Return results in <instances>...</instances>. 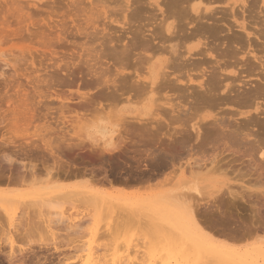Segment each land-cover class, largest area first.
Instances as JSON below:
<instances>
[{
  "label": "bare ground",
  "instance_id": "obj_1",
  "mask_svg": "<svg viewBox=\"0 0 264 264\" xmlns=\"http://www.w3.org/2000/svg\"><path fill=\"white\" fill-rule=\"evenodd\" d=\"M75 1L77 0H72L71 2ZM80 1L82 2L83 0ZM80 1L75 3L78 4ZM95 1L97 2L98 0L85 1V3H89L91 8L85 9L84 6V13L83 8H81V14H78L80 7L84 4L83 2V4H78V12L75 3L73 4H75L74 8L76 6V9L67 12L69 16L71 15V11L73 13L76 11L77 16L80 15L79 19H81V15L84 14V20H82V22L86 21V23H84L85 26L83 25L84 27H82L79 21L81 25L80 28L78 24L74 26L78 28V30H81L78 31V35L85 41L80 48H78L80 50H72L70 51V55L72 57L76 56L79 59L83 57L85 59H90L98 65L100 63L99 66L93 64L82 68V71L86 69L84 75L88 77V80L81 78L84 76L83 73H81L80 76L82 81H77L79 78L77 77V79H75V75L72 76V78L74 77L75 79L73 82L77 81V83H79L77 84L80 85L79 88L83 87L86 88V90L89 89V94H79L77 101H69L70 99L61 97L63 93H65L61 89V91L58 90L59 93H57L58 91L56 90V94L54 95L50 93V95H48L46 92V95H43V91H41L42 94L39 93L36 95L38 99L36 102L34 94L28 96L29 94L27 93L28 95L25 94L24 96H20L19 93H17L20 97H18V102L15 97V101L7 97L8 99L5 101V98V102L2 103L7 105V110H9L12 119L8 120L6 118L4 114L7 111L6 109L0 113V124L2 125L6 119L9 123V127H7L5 132H10L11 134L9 135L12 136L15 132L14 130L19 129L20 122L25 121L24 123H26V121H29L28 123L30 125L31 121L32 123L35 122V118L37 119L40 117L39 120H41L43 116H47V114L51 116L52 114L49 113L52 108L48 105L50 101L58 102V107L61 104L60 107H62V109L59 108L61 109L60 115H63V106L66 105L64 108L65 114V109L68 110L71 104H74L73 107L89 115H99L105 110H111L112 112L117 111L121 106L123 107L120 110L127 107L130 108V106L140 105L142 111L146 110L144 114L143 112L142 114L135 113L133 115L130 113L127 117L121 116L116 123H113V128L110 130L100 125L101 127L96 133L100 136V140L103 143H100L101 145L98 144L100 146L90 143V147L88 146L90 150L89 153L87 151V154L85 151L83 154H87L91 159H98L99 161L106 158V160H108L105 161L106 163H110L111 160H114L115 163H117L115 165L113 164L114 167L124 161L125 163H127L126 161H131L132 163L135 161L136 163L142 160L144 165L141 166V163L139 166L143 167V176L145 175L146 181H152L170 169L172 172L176 170L177 172H181L184 169L182 168L184 167L183 165H191V160L194 161L192 168L195 166V163L199 162L200 165L198 164L199 167L197 166V168L200 169L199 172H203L200 174L196 171L198 174H194V177H192L189 182L186 180L188 184L183 180L185 183L181 182L183 183L182 185H186L179 187V192H176V189H170L157 194L150 193L146 197V201L139 202L132 206L130 204L131 207L129 206V208L134 207L142 211L146 209L153 215L156 214L157 208L162 210H159L160 213H163L161 218H158V216L156 218L157 221L161 223H152L149 226V229H152L154 233L152 234L151 232L150 234H146L144 238V245L146 247L143 249L147 251L146 256H143L145 260L144 264H153V261L157 260L155 264H264V246L252 248V251H250L245 246L234 247L228 244V242L238 244L251 235H256L258 233L264 234V187L263 189H259V187H262V184L264 185V181L262 182L264 178V0H105V2H101L104 0H99L101 4L99 2L95 3ZM26 2L27 1H25V3ZM44 2L42 0H31L28 4L38 10L40 6L43 7L49 4L48 2L46 3V1ZM71 2L69 5H73ZM12 3L14 4L15 0ZM24 7L26 6L24 5ZM47 7L50 6L48 5ZM17 8L18 7H14V9L18 11L19 9ZM19 8V12H23L21 6ZM10 9L11 11L14 10L13 8ZM87 9H91L89 10L90 13ZM8 11L10 10L8 9ZM49 11L51 12V10ZM87 12L89 14L88 16ZM8 13L12 14L10 12ZM24 14L26 15L27 13ZM76 14L74 13L73 15ZM85 14L87 16L86 18ZM51 15L52 14H50V16ZM58 16L60 15H57V17ZM23 17H25L24 19H28L29 15H23ZM23 17L21 16V18ZM98 17H102L100 20L105 22L103 23L104 25L101 23L103 27L107 23L113 24L119 26L122 33L117 34L115 31L114 33H116V35L112 36V33L107 35L110 30L104 28L107 33L102 29L101 33L104 31L105 36L101 34V37L98 32L95 33H98V35H95L94 33L92 34V32L90 34V32L84 31L87 25L94 27L95 22H97L98 25ZM65 18L62 17L60 19L64 20ZM73 18L75 17L73 16L72 19ZM66 19H68V17ZM76 19H78V17ZM76 19L73 20L76 22ZM20 22H22V20ZM72 22L73 21H71V23ZM142 22H144V24ZM23 23L24 20L22 24ZM1 25L3 24H0V26ZM8 25L5 24L6 29L11 28ZM97 25H95L96 29ZM135 25L139 27L137 28ZM133 27L135 29H133ZM91 30H93V28ZM95 30L93 31L95 32ZM59 32H61V36H64L62 35L63 31L59 30ZM53 35L52 39L53 37H55V39L57 37L60 42L63 40H60L61 36L59 38V33L57 36ZM74 36H76V33ZM42 41L43 43H39L43 45L41 49L42 52L38 55L41 56L42 54V57L49 55L51 58L50 61L55 57L58 59L62 57L61 59H63V56L68 52L67 49L66 52L64 51L65 54L61 53V51L58 52L51 48V42L48 44L47 42L45 43L44 39ZM44 44L46 45L44 46ZM21 52L23 53L24 51ZM32 52L31 49L26 50V53L30 57H32ZM34 52L37 53L38 50L34 49ZM60 55L61 57L59 58ZM73 58L75 59V57ZM25 61L27 62L28 60ZM63 62L62 60L59 62L63 63L62 65L56 63L53 65L54 74L57 70V75L59 73V75L61 74L60 76H62V74L64 76L67 70L69 73V68L73 66L71 68V71H73L74 66H76L72 65L70 62L69 64L72 66L68 67V63H65V61ZM86 62L90 61L87 60ZM84 63L85 62H82V64ZM33 65L34 64H31L30 66L33 67ZM12 68L15 73H18L20 69L16 66H12ZM43 69L41 72L45 71V69L48 70L47 68ZM22 71L24 72V70ZM53 72L50 74L53 75ZM110 75L113 76L110 77ZM22 76L25 77V79L28 77L24 76V74ZM76 76L79 75L77 74ZM10 77L12 78V76ZM10 77L5 76L4 73L0 74V78L3 84H5V87L9 86L8 80ZM53 77L58 78L56 75ZM65 77V79H68V76ZM45 78L47 77L45 76ZM59 80L60 79L57 81L62 83V81L60 82ZM44 82L46 83V81ZM68 82L73 85L72 81L68 80ZM49 83L47 82V90H49V86H51ZM38 87L41 86L38 85ZM63 87H65V84ZM92 88L96 90V92H94L95 94H90ZM34 89L32 93L37 94V91ZM72 95L73 94H71V97ZM0 101H3L2 97ZM45 102H48V104ZM68 102L69 106L67 105ZM15 103L16 105L13 107ZM40 104L42 105L40 107H43L45 111L44 115H41L42 118L40 115L36 117L40 112L35 114V112H37L35 111V106H39ZM11 107L13 108L11 109ZM112 117L114 118L115 116ZM64 118L62 117V119ZM103 120L106 119L103 118ZM87 122L90 126L93 124L89 121ZM98 126L99 125H97V127ZM35 128L37 129L35 138L38 140L36 141L41 144L40 146L35 143L37 145H35V149H41V151L45 150L50 155L56 153L62 158L64 154H62L63 156L60 155V153H58L59 151H64L66 155V151L68 150V154H70L73 152L72 150L80 148V145L83 143H76L77 145H64L68 138L65 139L66 135H60V132H57L56 134L59 136H54L55 139L52 136L55 132L52 131V126L50 128V124ZM87 128L85 130H87ZM3 129H5L4 126ZM73 129L75 130L74 127ZM56 130L58 131L57 128ZM49 132H52V134ZM46 134H49L52 138ZM2 136L3 138L0 144V151H2L0 155V264H74L75 259L77 260H75L77 262L76 264H115V258L113 257L119 256L117 253L121 248H123V250L124 247L128 248L130 240L125 239L121 243L120 239L116 238V236L112 239L106 236L102 241L99 240L105 236H103V234L101 238L98 237L100 231H97L98 225L96 226L93 224L94 220L92 224L88 223V225L85 220V227V224L82 223L83 221L71 224H67L65 221L66 224L64 222L62 223L66 225H64V227H62L61 223H58V225L57 223H50L57 226L54 227L51 225V227L50 224L47 225L46 230L44 229L47 236L45 234L40 235L41 232L39 233L41 226H38H43V223H37L38 226L37 224L33 226L30 222L25 225L17 226H13L10 223L6 225L2 223L3 220L12 218V214L16 211L15 205L22 204V200L8 190L15 186L18 187L17 185L21 184L26 171V173H30V171L33 173L34 169L30 170V166L32 168L36 167L35 165L33 166L34 163L32 160H29L33 164L27 162L29 163V167L25 169L27 166L25 167L23 165L22 160H19L20 158H18V156L24 155L26 158L28 154V152H26L27 150H25V148L22 149L21 146V148L17 147V149L14 146L16 139L13 140V137H5L6 134L4 135V133ZM71 139L69 141L73 142L75 138ZM106 141L109 142L106 143ZM32 142L34 144V141ZM32 142L28 144L30 145L29 150L32 148ZM23 146L25 147V145ZM61 146H64V148ZM139 146L142 150H139ZM10 147H13L12 150ZM137 147L138 150L133 149ZM61 148L62 150H59ZM83 148L81 146V150ZM86 148L87 146H85V149ZM54 150H56V152H54ZM75 153L73 152V156L76 157ZM76 154L78 155V153ZM83 154L80 155L79 153L82 160L84 158L87 159V156ZM226 154H228L227 157L229 155L232 156V159H228V162H226V158V161L223 158L226 157ZM47 155L46 157L48 158ZM83 156L86 157L83 158ZM16 157L18 159H16ZM41 157L38 160H40ZM53 157L54 156H52V158ZM80 157H77L78 161ZM241 158H247V163H245L246 161L241 162ZM56 159L54 157V160L51 162V167L52 170H55L57 175H62L65 178L69 177L70 179L74 177L76 180L77 176L81 175V177L85 178V181L86 179L92 180L94 176H96L94 175L95 173L91 172L88 174L90 177H85L87 176L85 173L90 169H87V171L85 170L86 172L82 171V173H79L77 170L78 168H75V170L73 167L74 164L72 165L74 157L70 159L73 161L72 163L67 162L69 160L64 161L57 159L56 161ZM48 160L44 159L46 162ZM83 161H85V159ZM94 161L96 162L97 160ZM114 161H112V163H114ZM99 164L101 163L99 162ZM129 164L132 167V164ZM129 164H127V167H129ZM122 165H124V163ZM98 166L100 167L101 165ZM106 166L109 165L107 164ZM202 166L204 169H201ZM133 167L135 168V166ZM189 168L191 169V166ZM111 169L112 168H110V171ZM56 173L53 172L54 175ZM230 173L231 175L229 176L228 174ZM101 174L103 176V173ZM174 175L176 176V173H174ZM191 175L193 174L191 173ZM197 175L200 178H198ZM49 176L50 175H48V177ZM97 179L101 180V178ZM172 179L167 180L171 181ZM234 179L235 181L238 180L237 182H249L250 184L248 183V185L250 186L247 185L243 187L237 182L234 186L230 184ZM132 181L131 183H134V181ZM137 182L139 183L138 179ZM142 182V184H144V181ZM163 182L164 181L161 183L160 181L161 184H163ZM86 183L87 181L83 184ZM125 184L126 183H124V185ZM85 186L86 185H83V187ZM240 186L241 189H238V191L233 188H240ZM204 189L209 190L203 191ZM40 191L41 190H36V192H33L35 194L30 192L28 195L33 194L42 196L43 194H41ZM80 192H78V194H80ZM69 193L67 192V194ZM74 193L75 192H73V194ZM52 194L53 192H45L43 196L46 198H42L44 204L40 202L38 198H36L37 200L34 201V203L29 200V202H26H32L33 204L39 202L38 204L42 206L46 205L49 209L54 210L58 206L57 201L54 202L55 200L53 198L59 195V193H54L53 196ZM76 194L77 193L74 195ZM82 195H84V204L91 203L93 204L92 207H95L94 205L97 203L104 202L102 200L104 198L91 190L83 191ZM50 197L53 201L49 200ZM61 197L63 196H60V198ZM53 202L56 203V205ZM98 204L96 206H99ZM240 205H245V207H249L252 211L250 221H248L250 219L249 216L247 221H245V218L243 221L241 215L239 217L238 208ZM102 207L104 206L102 205ZM122 207L124 206L122 205ZM134 208H132V210H134ZM126 210H128V208H126ZM99 213L102 214V212ZM146 215L148 219L152 217L150 214ZM98 216H100V214ZM151 219L150 221L155 220L154 218ZM240 219L242 222L239 223ZM88 222H91V220ZM44 225L46 224L44 223ZM58 226H61L59 228L60 230L63 229L66 231L64 233L66 234L65 236L56 233L59 231L57 228ZM43 228L44 227H42V231ZM100 228L99 230L102 229ZM110 229L112 230V227ZM81 230H83V233L87 230V232L92 235L91 238L87 241H81V237L77 239ZM118 231L115 229V233ZM83 233L81 235H83ZM96 233H98V235H96ZM112 233L113 232H111V235ZM34 235L38 237L33 240H27V237H34ZM71 235L74 237L70 239L69 237ZM97 239L101 243H97ZM22 241L26 242L20 244ZM146 242L148 243L147 245ZM136 246L137 245H135L134 248ZM66 249L72 252L70 254H64V250ZM100 249L103 250V252L106 251V253L108 250L111 251V249H113L114 253L112 254V259H107L109 255H104L105 252L102 253V255L95 256V254H97L96 252L98 250L100 251ZM84 252L86 253L83 254ZM157 255H159L157 257L158 259L154 260L153 258H156ZM126 256L128 260L125 264H134V262L129 259L128 253ZM131 256L133 255H130V257ZM138 259H140V257Z\"/></svg>",
  "mask_w": 264,
  "mask_h": 264
},
{
  "label": "rangeland",
  "instance_id": "obj_2",
  "mask_svg": "<svg viewBox=\"0 0 264 264\" xmlns=\"http://www.w3.org/2000/svg\"><path fill=\"white\" fill-rule=\"evenodd\" d=\"M25 1H27L26 3H25ZM29 1H31V0H15V3L13 4L12 2H14V0H0V24H3V25H1L0 26V74L1 73H4L5 74V76H12V78L10 77V79L8 80V84H9V86H7V87H5L4 85L5 84H3V81H2V79L0 78V98L2 97L3 98V101H0V113L1 112H3V111H5V109L7 110L8 109V107H7V105H5L4 103H2V102H5L8 98L9 99H13L14 100V97H15V99H16V101L17 100H19L18 99V94L17 93H19V95L21 96V95H25V94H27L28 96H31L32 94H34V98H35V102L38 100L36 97V95H38L39 93H41V91H43L42 93H43V95L45 94V92H46V94H48V95H50V94H56L55 93V91L57 90H59V91H61V90H63L65 93H63V96H61V97H63V98H67V99H70L69 101H77L78 99V96H79V94H89V89L88 90H86V88H83V87H80L79 88V86L80 85H77V84H79V83H77V81H82V79L83 78H85V80H88L87 78V76L86 75H84L85 74V70L86 69H83V71H82V68H84L85 66H87V65H98V64H95V62H93V61H91L90 59H85L84 57L83 58H80L81 59V61H80V59L79 58H77L76 56H73V57H75V59L70 55V51H74V50H76L77 51V49L78 48H80V46L82 45V43H84V39L81 37L80 38V36L78 35V31L80 30H78V28H76V27H74V26H76V24H78V26H79V28H80V24H82V27H84L85 26V24L84 23H86V21H84V22H82V20H84V18H83V16H84V14H82L81 16V19H79L80 17V15H78L77 16V14H76V11L74 12L76 15H73L74 13L72 12V11H74L75 9H76V6H75V8H74V5L76 4L75 2H77V1H80V0H77V1H75V2H71V1H68V0H42L43 2L44 1H46V3L48 2L49 4H46V5H44L43 7L42 6H40L39 8H38V10H37V8L35 9V8H33V7H31V6H29V4H28V2ZM84 1V0H83ZM82 1V2H83ZM85 1H87V0H85ZM85 1L82 3L81 1H80V3L78 2V4H83L82 5V7H80V9L78 8L79 6H78V4H76L77 5V12H78V14L80 13L81 14V8H83L84 6H85V9L86 8H91V6L89 5V3L87 2V3H85ZM101 1V0H100ZM17 2V3H16ZM68 2V3H67ZM75 3V4H73V5H69V3ZM99 2V0L96 2L95 1V3H98ZM101 2H105V0L104 1H101ZM101 2H99L100 4H101ZM45 3V2H44ZM52 4V5H51ZM14 5V6H13ZM17 5V6H16ZM19 5V6H18ZM24 5L26 6V7H24ZM50 6V7H47V6ZM67 5H68V7H67ZM97 5V4H96ZM99 5V4H98ZM21 6V9L23 10V12H19V10H20V7ZM46 6V7H45ZM52 6H53V9H52ZM81 6V5H80ZM94 6H95V4H94ZM14 7H18L17 9H19L18 11L17 10H15L14 9ZM23 7V8H22ZM72 7V8H71ZM93 7V6H92ZM10 8H13L14 10V12L17 14H15L13 11H11V9ZM42 8V9H41ZM69 8V9H68ZM71 8V9H70ZM8 9L10 10V11H8ZM30 9V10H29ZM79 9V10H78ZM84 8H83V13H84V10H85ZM24 10H27V11H24ZM37 10V11H36ZM43 10H47L46 12L45 11H43ZM49 10H51V12L49 11ZM70 10H72L70 13H71V15H69L68 16V13L67 12H69ZM88 10V9H87ZM89 10H91V9H89ZM89 10H88V12H89ZM18 13H17V12ZM7 12V13H6ZM8 12H10V13H12V14H9ZM50 12V13H49ZM53 12H54V14H53ZM88 12H87V16L89 15L88 14ZM24 13H27L28 15H29V18L27 19H24L25 17H23V15L24 16H26ZM69 13V14H70ZM90 13V12H89ZM8 14V15H7ZM21 14V15H20ZM50 14H52L51 16H50ZM12 15V16H11ZM15 15V16H14ZM54 15V16H53ZM57 15H60V16H58L57 17ZM63 15V16H62ZM18 16H20V17H18ZM21 16L23 17V18H21ZM50 16V17H49ZM56 16V17H55ZM75 17V18H73V19H76L77 17H78V19H76L77 21L75 22V20H73L72 19V17ZM86 16V14H85V18L87 17ZM96 16V15H95ZM16 17V18H15ZM62 17H68V19H60V18H62ZM71 17V18H70ZM97 17V16H96ZM18 18H20V19H18ZM111 18V17H110ZM30 19V20H29ZM98 19H99V21H98V25H97V22H95V25H97V29L95 28V25H94V27H92L91 25H87L86 26V30H84V29H82V30H84V31H86V32H90V34H91V32H92V34L94 33H96V32H98L99 33V35L101 36V34H104V31L107 33V31L105 30V29H107V30H110V31H108L109 33H107V35H110L111 33V35L113 36V35H116V33L117 34H121L122 32V30H120V27L119 26H116V25H111V24H109V23H107L104 27L101 25V23L103 24V23H105V22H103V20H100V19H102V17H98ZM98 19H96V20H98ZM22 20V22H23V20H24V23L22 24V22H20ZM27 20V21H26ZM29 20V21H28ZM54 20H55V22H54ZM81 20V21H80ZM19 21V22H18ZM71 21H73L72 23H71ZM81 22L80 24H79V22ZM58 22V23H57ZM60 22V23H59ZM75 22V23H74ZM18 23V24H17ZM20 23H21V25H20ZM143 24H144V22H142ZM5 24H9L8 26H10L11 28H9V29H6L5 28ZM64 24H66V25H64ZM56 25V26H55ZM60 25H63V26H60ZM84 25V26H83ZM104 25V24H103ZM138 25V24H137ZM3 26V27H2ZM52 26V27H51ZM136 26V25H135ZM134 26V27H135ZM57 27V28H56ZM61 27V28H60ZM101 27H103V28H101ZM133 27V29H135ZM137 28L139 27V26H136ZM93 28V30H95V32L93 31V30H91ZM95 28V29H94ZM105 28V29H104ZM111 28V29H110ZM55 29V30H54ZM89 29H90V31H89ZM99 29V30H98ZM104 30L102 33H101V30ZM13 30V31H12ZM59 30L60 31H63V33H62V35H64V36H61L60 35V33L61 32H59ZM114 30V31H113ZM120 30V31H119ZM29 31V32H28ZM81 31V30H80ZM100 31V32H99ZM116 31V33H114ZM118 31H119V33H118ZM5 32V33H4ZM59 33V38H60V36H61V38H60V40H62L61 42L58 40V38L56 37V39H55V37H53V39H52V35L54 34L55 36H57V34ZM66 32V33H65ZM69 32V33H68ZM3 33V34H2ZM42 33H44L45 34V36H44V34H42ZM53 33V34H52ZM56 33V34H55ZM75 33H76V36L78 37H76V36H74L75 35ZM98 33L97 34H95V35H98ZM114 33V34H113ZM15 34V35H14ZM52 34V35H51ZM71 35V37H70V35ZM12 35V36H11ZM41 37H40V36ZM43 35V36H42ZM48 35V36H47ZM53 35V36H54ZM65 35H67V36H65ZM73 35V36H72ZM106 35V36H107ZM36 36H38V37H36ZM47 36V37H46ZM51 36V37H50ZM102 36H105V34L104 35H102ZM101 36V37H102ZM43 37V38H42ZM45 37V38H44ZM62 37H64V38H62ZM76 37V38H75ZM41 38V39H40ZM42 41L43 39H44V41H45V43L47 42L48 44L50 43L51 44V48H53L54 50H56V51H61V53H64L65 54V52L68 50V52L66 53L67 54V56H66V54H65V56H63V59L65 58V57H67V58H65L64 60L63 59H61L62 57H61V55L59 56V58L60 59H58L57 57H55V58H52V60L50 61V56L48 55V56H44V57H42L43 55L41 54V56H39L40 54V52H42L41 51V49H42V46L43 45H40L41 43H43V41L41 42L40 40ZM46 39V40H45ZM72 40V41H70V40ZM55 40V41H54ZM64 41V42H63ZM69 42V43H68ZM72 42V43H71ZM77 42V43H76ZM40 43V44H39ZM54 45H53V44ZM47 44V45H48ZM46 44H44V46H45ZM56 45V46H55ZM64 45V46H63ZM49 46V45H48ZM77 46H79V47H77ZM64 47V48H63ZM69 47V48H68ZM59 48V49H58ZM76 48V49H75ZM97 48H98V46H97ZM29 49H31V51H33L32 52V57H30L27 53H26V50H29ZM34 49H36V50H38V52L36 53V52H34ZM67 49V50H66ZM78 50H80V49H78ZM21 51H24L23 53H24V55H23V53L21 52ZM65 51V52H64ZM22 53V54H21ZM39 54V55H38ZM46 54V53H45ZM25 56V57H24ZM69 57V58H68ZM42 58H44V59H42ZM46 58V59H45ZM28 60L27 62L25 61V60ZM54 59H55V61H54ZM23 60V61H22ZM62 60V62L63 61H65V63H68V67H71L72 65H76V66H74V69H73V71H71V68L73 67H71V68H69L70 70H69V73H68V70H67V73H64L65 75L63 76V74H62V76H60L59 75V73H58V75L56 74L57 73V70H56V73L54 74V72H53V68H54V66L53 65H55V63L56 64H60V65H62L63 63H59L60 61ZM70 60V61H69ZM80 62H79V61ZM88 60V61H90V62H86V61ZM59 61V62H58ZM32 62V63H31ZM71 62V64H69ZM81 63L82 64V62H85L84 64H79V63ZM39 63V64H38ZM41 63V64H40ZM54 63V64H53ZM88 63V64H87ZM97 63H99V62H97ZM31 64H34L33 65V67L32 66H30ZM86 64V65H85ZM80 65V66H79ZM99 65H100V63H99ZM98 65V66H99ZM12 66H16V67H18V68H20L19 69V71H18V73H15L14 72V70H13V68H12ZM39 66V67H38ZM95 66V67H96ZM26 67H27V69H26ZM53 67V68H52ZM63 67V66H62ZM78 68V70H77V68ZM34 68V69H33ZM45 69V68H47L48 70H46L45 69V71H43V72H41V70L42 69ZM52 68V69H51ZM79 68H80V70H79ZM43 69V70H44ZM22 70H24V72L22 71ZM25 70H27V71H25ZM33 70H35V71H33ZM49 73H48V72ZM71 71V72H70ZM80 71V72H79ZM45 72V73H44ZM53 72V75L52 74H50V73H52ZM33 73V74H32ZM47 73V74H46ZM81 73H83V75L85 76H82L81 78L82 79H80V76H81ZM24 74V76H28L27 77V79H25V77H23L22 75ZM42 76H41V75ZM50 76H49V75ZM79 75V76H76V75ZM110 74H113V73H110ZM58 76V78H56V77H53V76ZM71 75V76H70ZM75 75V76H74ZM45 76L47 77V78H45ZM65 76H68L67 78L68 79H65L66 77ZM72 76H74V77H76L75 79H77V77L79 78V79H77V81L76 82H73V81H75V79H74V77L72 78ZM111 76H113V75H110V77ZM41 77V78H40ZM49 77V78H48ZM52 77V78H51ZM64 77V78H63ZM32 78H34V79H32ZM46 80H45V79ZM54 78V79H53ZM58 80V79H60L59 81L61 82L62 81V83H59L56 79ZM63 79V80H62ZM71 79V80H70ZM33 80H35V81H33ZM42 80H44V81H46V83L44 82V81H42ZM53 80V81H52ZM56 80V81H55ZM65 80V81H64ZM68 80L69 81H72L73 82V85H71L70 84V82H68ZM85 80H83V81H85ZM10 81V82H9ZM32 81V82H31ZM49 81H50V83H49ZM41 82V83H40ZM47 82L51 85V86H49V90H47ZM71 82V83H72ZM253 82L255 83V80L253 79ZM33 83V84H32ZM60 85H59V84ZM65 84V87H63L64 86V84ZM69 83L70 84V86H69V84L67 85V84ZM253 83V84H254ZM45 84H46V86H45ZM22 85V86H21ZM38 85L39 86H41V87H38ZM59 85V86H58ZM63 85V86H62ZM77 85V86H76ZM20 88H19V87ZM55 88H54V87ZM56 86H58V87H56ZM60 86H61V88H60ZM22 87V88H21ZM32 87H34V88H37V89H40V90H37V89H34V88H32ZM54 89H53V88ZM79 89H78V88ZM52 88V89H51ZM57 88V89H56ZM63 88V89H62ZM33 89L34 90H36L37 91V94H35V93H32V91H33ZM44 89V90H43ZM61 89V90H60ZM83 90V91H82ZM91 90V89H90ZM26 91V92H25ZM59 91L57 92V93H59ZM94 92H96V90L94 89L93 90V88H92V90L90 91V94H95ZM41 93V94H42ZM50 93V94H49ZM45 94V95H46ZM66 94V95H65ZM71 94H73L72 95V97H71ZM15 95V96H14ZM11 96V97H10ZM17 96V97H16ZM52 96V95H51ZM67 96V97H66ZM75 98H74V97ZM8 97V98H7ZM52 97H54V96H52ZM6 98V99H5ZM20 98V97H19ZM4 99H5V101H4ZM12 100V101H13ZM52 100V99H51ZM15 101V100H14ZM41 101H43V100H41ZM45 101H47V100H45ZM18 102V101H17ZM51 102V103H50ZM49 102V104H48V102L46 103V104H48L51 108H52V110L50 111V113L49 114H52L50 117L48 116V114H47V116H43V118H42V116L41 115H44V113H45V111H44V108L43 107H40V106H42L41 104L39 105V106H35L36 107V110L35 111H37V112H35V114H37V113H39L40 112V114H37L36 115V117L37 116H41V118L43 119H41V120H39L40 119V117L39 118H35V122H33L32 123V121H31V123H30V125H29V121H26V123H24L25 121H22V122H20V127H19V129H15L14 131V134H12V136L11 135H9V134H11L10 132H5V130L7 129V127H9V123H8V121H7V119L8 120H10V119H12L10 116V112H9V110H7L6 111V113H4L5 115H6V123L4 122L1 126H0V144H1V142H2V138H3V133H4V135L6 134V136L5 137H13L12 139L13 140H15L14 142V146L17 148V147H22V149L23 148H25V150H27L26 152H28V154H27V156H26V158H25V156L23 157V156H18V158H20L19 160H22V162H23V165L26 167L25 169H27L29 166V163H32L33 164V166L35 165L36 167L34 168H32L31 166H30V170L31 169H34V171H33V173H32V171H30V173L28 172V173H26L25 172V175H24V181L22 180V182H21V184H19V185H17L18 187H13L12 189H10V190H8L9 192H12V194L13 195H15V196H18L17 198H19L20 200H22V204L20 205V204H17V205H15L16 206V211L12 214V218L11 219H9V220H1L2 221V223L3 224H12L13 226H17V225H25V224H28L29 222L30 223H32L33 224V226H35V224H37V223H39V224H41V223H43V226L42 225H39L38 226V224H37V226L38 227H40L41 226V228H40V230H39V233H40V235H43V234H45L46 236H47V234L45 233V230H46V226L47 225H49L50 223H57V225H58V223H65V221L67 222V224H71V223H80V222H82L83 224H85L84 225V227L86 226V222H87V225H88V223L89 224H92L93 223V220H94V225H98L97 226V231L99 232V235H98V233H96V235H98V237L99 238H101L102 237V235L103 236H105V237H102L101 239H99V240H103V239H105L106 238V236L107 237H111V239L114 237L115 238V236H116V238H119L120 239V242L122 243V241L123 240H125V239H128V240H130V244H129V246H128V248H125L124 247V250H123V248H121L120 249V251L117 253L119 256H115V257H113V258H115L114 259V261H115V264H125L126 262H127V256H126V254L128 253L129 254V259L130 260H132V262H134V264H144V257L143 256H146V254H147V251L146 250H144L145 249V245H144V238L146 237V234H150L151 232H152V234L154 233L153 232V230L152 229H149V226H150V224H152V223H154V224H157V223H161V222H159V221H157V216H158V218H161L162 216H163V213H160V211H162V210H160V209H158L157 208V210H156V214L155 215H153L151 212H148L146 209L144 210V211H142V210H137V209H135L134 207H132V208H134V210H132V208H129V206H130V204H131V206L132 205H135V204H138L139 202H142V201H146V197L148 196V194H150V193H152V194H157V193H160V192H165V191H167V190H170V189H176V192H179V187H181V186H185L186 184H184V185H182L183 183H185L186 182V180L189 182L190 180H191V178L192 177H194V174H198V173H200V174H202L201 172H199L200 171V169H198L197 168V166H198V164L200 165V163L198 162V163H195L194 165L195 166H193V168H192V165H193V163H194V161H192L191 160V165H183L184 167H182V168H184L183 169V171H178L177 172V170L174 172H172L171 171V169L170 170H167V171H165V173L164 174H162V175H160V177H156V179H153L152 181H146V179L142 176L143 175V167H141L142 165H144V163H143V161L142 160H140L139 162L137 161L136 163H135V161L132 163L131 161L129 162V161H126L127 163H125V161L123 162L124 163V165H122L123 163H119L118 165H116L115 167H114V165L115 164H117V163H115V161L114 160H111V162L109 163V162H105V161H108V160H106V158L104 159H101L102 161H99L98 159H91V157H89V156H87V154L89 153V144L91 143V144H93V145H97V146H100L103 142L100 140V136L96 133V132H98V129L101 127V126H103V127H105V128H109L108 130H110V129H112L113 128V123H116V121L117 120H119V118L122 116V117H127V116H129V114L131 113V115H133V114H137V113H141L142 114V112H143V114H144V112H146V110H141L140 108H141V106L140 105H138V106H130V108H125V109H123V110H120V109H122V107L123 106H121V107H119L118 109H117V111H111V110H105L102 114H87V113H84L83 111H80V109H77V108H75V107H73V105L74 104H71L70 106H69V102H68V106H69V109H71V110H67V109H65V114H64V108L66 107V105L65 106H63V110H62V112H63V115H60L59 113H61V109H62V107H60L61 106V104L59 105V107H58V102L56 103L55 101H50ZM44 103V104H45ZM15 105H16V103L14 104V106L13 107H15ZM54 107H53V106ZM13 107H11V109L13 108ZM59 108H61V109H59ZM68 108V107H67ZM57 109V110H56ZM58 109H59V111H58ZM72 109H73V111H72ZM78 111V112H77ZM74 112V113H73ZM9 113V114H8ZM43 113V114H42ZM113 115H112V114ZM8 114V115H7ZM78 114V115H77ZM105 114V115H104ZM88 115V116H87ZM8 116V117H7ZM56 116V117H55ZM112 116H115L114 118L112 117ZM49 117V118H48ZM62 117L64 118V119H62ZM74 117V118H73ZM108 117V118H107ZM0 118H1V115H0ZM45 118V119H44ZM46 118H48V119H46ZM57 118V119H56ZM102 118V119H101ZM103 118L104 119H106V120H103ZM113 118V119H112ZM49 119H52V120H49ZM77 119V120H76ZM48 120V121H47ZM37 121V122H36ZM41 121V122H40ZM45 121V122H44ZM70 121V122H69ZM74 121V122H73ZM76 121V122H75ZM87 121H89L90 123H93L91 126H90V124L87 122ZM92 121H95V122H92ZM47 122V123H46ZM72 122V123H71ZM86 122V123H85ZM109 122H111V123H109ZM24 123V124H23ZM50 124V128H51V126L53 127L52 128V131L53 132H55V133H53L52 134V132H49L50 134H52V136L54 137V136H56V137H58L59 135L58 134H56L57 132L59 133L60 132V135L61 134H64V136L66 135V138L65 139H67L68 138V140H67V142L66 143H64V145H69V144H76V143H82L81 145H80V148H77L78 149V151H77V149L75 150L74 148V150H72L74 153L76 152V153H78V155L75 153V155H76V157L75 156H73L74 154H73V152H71L72 153V155H71V153L70 154H68L69 153V151L67 150L66 151V149H69L68 147L65 149V151H66V155H65V153H64V151L63 152H61V151H59L58 153H60V155H62V154H64V156H66V157H64L63 155V157L61 158V156H59L58 154H56V153H54L53 155H50L47 151H45V150H42L41 151V149L40 150H37V149H35L36 148V146L39 144L40 146H41V144H40V142H38L37 143V138H35V135L37 134V129L35 128V127H37V128H39V127H42V126H45V125H49ZM71 123V124H70ZM6 124V125H5ZM41 124V125H40ZM52 124V125H51ZM85 126H84V125ZM89 124V126H88V128H87V125ZM8 125V126H7ZM24 125V126H23ZM97 125H99L98 127H97ZM101 125V126H100ZM3 126H4V128L5 129H3ZM32 126V127H31ZM70 126V127H69ZM84 126V127H83ZM107 126V127H106ZM73 127L75 128V130L73 129ZM87 128V130H85L86 128ZM56 128L58 129V131L56 130ZM72 128V129H71ZM83 128H84V130H83ZM1 129H3V130H1ZM56 131H55V130ZM88 131V132H87ZM85 132H87V133H85ZM56 134V135H55ZM14 135V136H13ZM47 135V134H46ZM58 135V136H57ZM68 135V136H67ZM47 136H49V137H51L52 138V136H50L49 134L47 135ZM80 136V137H79ZM86 136V137H85ZM75 138L74 139V141L72 142V141H69L71 138ZM55 138V137H54ZM70 138V139H69ZM84 138V139H83ZM56 139V138H55ZM86 139V140H85ZM37 140V141H36ZM72 140V139H71ZM32 141H34V144H33V142ZM69 141V142H68ZM90 141V142H89ZM32 142V148L29 150V148H30V145H28V144H30ZM109 141H106V143H108ZM37 145H36V144ZM101 143V144H100ZM17 144H18V146H17ZM84 144V145H83ZM87 144V145H86ZM98 144H100V145H98ZM23 145H25V147L23 146ZM36 145V146H35ZM61 145H63V144H61ZM77 145V144H76ZM39 146V147H40ZM81 146H82V148H83V146H84V148L81 150ZM85 146H87V148L85 149ZM89 146V147H88ZM20 147V148H21ZM62 148H64V146H61ZM11 148V150H12V148L13 147H10ZM41 148V147H40ZM62 148L61 149H59V150H62ZM128 148V147H127ZM18 149V148H17ZM128 149H131V148H128ZM133 149H137L138 150V147L137 148H133ZM8 150L10 151V149L8 148ZM64 150V149H63ZM81 150V151H80ZM139 150H142V148L140 149V146H139ZM38 151V152H37ZM58 151V150H57ZM86 151V152H85ZM87 151H88V153H87ZM1 152L2 151H0V155H1ZM8 152V151H7ZM41 152V153H40ZM43 152V153H42ZM54 152H56V150H54ZM87 153V154H83V153ZM79 153H80V155H86L87 156V159L86 158H84V157H86V156H83V158L85 159V161H83L82 160V157H80V155H79ZM82 153V154H81ZM36 154H38V155H36ZM48 156V158L46 157V155ZM18 155H21V154H18ZM42 157H41V156ZM70 155V156H69ZM227 155L228 154H226V157H223L224 158V160L226 161V159H227V161L226 162H228L229 160L228 159H232V156L231 155H229L228 157H227ZM35 156H36V159H35ZM38 156V157H37ZM45 156V157H44ZM52 156H54L55 157V159L57 158V159H61V160H64V161H67V160H69V161H67V162H73L72 163V165H73V167H74V169L76 168H78L77 170L79 171V173L81 172L82 173V171H87V169L89 170V171H87V173H85L87 176H85V177H90V175H88L89 173H91V172H93V173H95L94 175H96V176H94V178L92 179V180H87L86 179V181H87V183L86 184H83V183H85L86 181H85V178H83V177H81V175H78L77 176V180H76V178L74 179V177L72 178L71 177V179L68 177V178H65L64 176H62V175H57V173L55 172V170H52V167H51V162L54 160V157L52 158ZM231 156V157H230ZM33 157H34V160H33ZM41 157V159L40 160H38L39 158ZM67 157H72V158H70V159H73V157H74V159H73V161L72 160H70L69 158H67ZM80 157V159H79V161H78V158ZM230 157V158H229ZM17 157H16V159H18ZM31 158V159H30ZM45 160H48L49 158V162L47 161H44V159ZM47 158V159H46ZM67 158V159H66ZM77 160H76V159ZM226 158V159H225ZM236 158V157H235ZM23 159H25V160H23ZM27 159V160H26ZM57 159H56V161H57ZM239 159V158H238ZM29 160H32V162H30ZM51 160V161H50ZM81 160H82V162H81ZM90 160H92V161H90ZM94 160H97L96 162L94 161ZM77 161V162H76ZM88 161V162H87ZM91 162V164H90V162ZM112 161H114V163H112ZM142 161V162H141ZM240 161L241 162H245V163H247V158H241L240 159ZM27 162H29V163H27ZM83 162H84V164H83ZM85 162H86V164H85ZM95 162V163H94ZM99 162L101 163V164H99ZM78 163V164H77ZM88 163V164H87ZM112 163V164H111ZM129 163H131L132 164V167L130 166V164ZM142 163V164H141ZM244 163V164H245ZM76 164V165H75ZM109 165V166H106V165ZM114 164V165H113ZM121 164V165H120ZM127 164H129V167H127L128 165ZM133 164H135V165H133ZM141 164V166H139ZM197 164V165H196ZM31 165V164H30ZM79 165V166H78ZM98 165H101L100 167L98 166ZM91 166V167H90ZM122 166H123V168H122ZM126 166V167H125ZM133 166H135V168L133 167ZM137 166H139V167H137ZM191 166V169L189 168ZM83 167V168H82ZM93 167V168H92ZM98 167H99V169H98ZM125 167V168H124ZM194 167H196V168H194ZM199 167V166H198ZM85 168V169H84ZM105 169V171H104V169L103 170H101V169ZM110 168H114L113 170L111 169V171H110ZM137 168V169H136ZM28 169V170H29ZM75 169V170H76ZM79 169H81V170H79ZM93 169V170H92ZM126 169V170H125ZM142 169V170H141ZM201 169H204V167L202 166V168ZM71 170H73V169H71ZM92 170V171H91ZM107 170V171H106ZM120 172H119V171ZM127 171V172H125V171ZM139 170H141V171H139ZM85 171V172H86ZM122 171V172H121ZM139 171V172H138ZM170 171H171V173H170ZM191 171H194V172H191ZM196 171L198 172V173H196ZM203 171V170H202ZM53 172L54 173H56L55 175L53 174ZM125 172V173H124ZM137 172V173H136ZM193 174V175H191V173ZM32 173V174H31ZM101 173H103V176H105V177H103L102 176V174ZM105 173V174H104ZM124 173V174H123ZM174 173H176V176L174 175ZM30 174H31V176H30ZM111 174H112V176H111ZM116 176H115V175ZM167 174V175H166ZM174 176H173V175ZM48 175H50L49 177H48ZM98 175V176H97ZM121 175V176H120ZM229 176L231 175V173L230 174H228ZM27 177V179H26V177ZM61 176V177H60ZM80 176V177H79ZM107 176H109V177H107ZM111 176V177H110ZM137 176H139V177H137ZM162 176V177H161ZM169 176V177H168ZM170 176H172L173 177V179H172V177H170ZM101 178V180L100 179H97V178ZM102 177H103V179H102ZM127 177V178H126ZM137 177V178H136ZM143 177V178H142ZM197 177H198V175H197ZM81 178V179H80ZM107 178V179H106ZM110 178V179H109ZM134 178H135V180H134ZM198 178H200V177H198ZM95 179V180H94ZM121 179H123V180H121ZM125 179V180H124ZM134 181V183H131V181L132 180ZM137 179H138V181H139V183L137 182ZM167 179H172L171 181H168ZM99 180V181H98ZM103 180V181H102ZM106 180V181H105ZM113 180V181H112ZM159 180V181H158ZM167 180V181H166ZM185 182H184V181ZM84 181V182H83ZM112 181V182H111ZM124 181V182H123ZM126 181V182H125ZM132 181V182H133ZM142 181H144V184H142L143 182ZM147 183H146V182ZM160 181H161V183H162V181H164L163 182V184H161L160 183ZM234 181V182H233ZM233 181H231L230 182V184H232V185H236L237 183L238 184H240L241 186H247L248 185V183L249 182H244V183H242L241 181H239V182H241V183H239V182H237V181H235V179L233 180ZM264 181V178H263V180H262V182ZM112 184H110V183ZM117 184H116V183ZM131 184H130V183ZM141 182V183H140ZM148 182H152L151 184L150 183H148ZM181 182H183V183H181ZM188 182H186L187 184H188ZM237 182V183H236ZM108 183V184H107ZM122 183V184H121ZM124 183H126L125 185H124ZM127 183H129V184H127ZM157 183V184H156ZM166 183V184H165ZM168 183V184H167ZM24 184V185H23ZM110 184V185H109ZM250 184V183H249ZM252 184V183H251ZM21 185V186H20ZM83 185H86L85 187H83ZM127 185H129V186H127ZM131 185V186H130ZM152 185V186H151ZM163 185V186H162ZM20 186V187H19ZM33 186V187H32ZM47 186V187H46ZM50 186V187H49ZM241 186H240V188H235V187H233L235 190H237L238 191V189H241ZM248 186H250V185H248ZM261 186V185H260ZM42 187V188H41ZM51 187H52V189H51ZM54 187V188H53ZM236 187H238V186H236ZM263 187H264V185L262 184V187L260 188L259 187V189H263ZM88 188V189H87ZM55 189V190H54ZM36 190H41L40 192H41V194H45V192L47 193V192H50V193H52L53 192V194L55 193V194H57V193H59V195H56L53 199L55 200L54 202H56L57 201V206L58 207H56V209H54V210H51V209H49L48 208V206H46V205H44V206H42L41 204H38L39 202H35V204H33L34 203V201H36L37 199L36 198H38V200L40 201V202H42V200L43 199H45L46 197L45 196H38V195H33V194H35V193H33L34 191L36 192ZM87 190H91V191H93V192H96L97 193V195H99L100 197H102V198H104V199H102L104 202H101V203H97L99 206H96V205H94L95 207H92L93 206V204H91V203H86V204H84L85 202H83L84 201V199H83V196L84 195H82V192L83 191H87ZM209 189H204L203 191H208ZM80 191H82V192H80ZM30 192H32L33 194H30V195H28ZM42 192H44V193H42ZM67 192L69 193V192H72V193H69V194H67ZM73 192H75V193H77L76 195H74L73 194ZM78 192H80V194H78ZM25 194V195H24ZM53 194H52V196H53ZM67 194V195H66ZM79 195V196H78ZM60 196H63V197H61L62 198V200H61V198H60ZM67 196V197H66ZM75 197V199H74V197ZM69 197V198H68ZM71 197V198H70ZM43 198V199H42ZM57 198V199H56ZM32 199V200H31ZM32 201L31 203H28L29 201ZM49 200H52L51 199V197L49 198ZM78 200H79V202H78ZM108 200V201H107ZM140 200V201H139ZM26 201H28V202H26ZM53 201V200H52ZM51 201V202H52ZM53 202V203H54ZM108 202V203H107ZM24 203H26V204H24ZM43 203V202H42ZM59 203V204H58ZM105 203H107V204H105ZM126 203H128V204H126ZM44 204V203H43ZM55 205H56V203H54ZM87 204H89V205H87ZM35 205V206H34ZM38 205V206H37ZM102 205L105 207H102ZM122 205L124 206V207H122ZM126 205V206H125ZM40 206V207H39ZM42 206V207H41ZM128 206V207H127ZM130 206V207H131ZM243 207H244V209H243ZM126 208H128V210H126ZM104 209H105V211H104ZM160 210V211H159ZM241 210V211H240ZM238 211H239V217H240V215H241V217H242V219H243V221L245 220V221H247L248 220V216H249V220L248 221H250L251 220V217H250V215H252L251 214V210H250V208L248 207H245V205L244 206H239V208H238ZM99 212H102V214L101 213H99ZM147 212V213H146ZM263 212V211H262ZM61 213H62V215H61ZM104 213V214H103ZM100 214V216H98ZM146 214H150V215H152V217L151 218H154L155 220H153V221H150V219H148V217H146L147 215ZM158 214V215H157ZM235 214V213H234ZM59 215V216H58ZM102 215V216H101ZM244 215H245V217H244ZM63 217V218H62ZM65 217V218H64ZM87 217H89V218H87ZM236 217V216H235ZM245 218V219H244ZM61 219H62V221H61ZM83 219V220H82ZM85 220H86V222H85ZM91 220V222H88V221H90ZM152 220V219H151ZM241 220V219H240ZM239 220V223L240 222H242V220L240 221ZM9 221V222H8ZM98 221H99V223H98ZM49 222V223H48ZM127 224H126V223ZM156 222V223H155ZM44 223L46 224V225H44ZM162 223H164V222H162ZM66 224V223H65ZM65 224H62V227H64V225ZM102 224V225H101ZM104 224V225H103ZM52 224H50V226H51ZM56 225V224H55ZM56 225V226H57ZM116 225V226H115ZM120 227H119V226ZM52 226H54V225H52ZM51 226V227H52ZM56 226H54V227H56ZM66 226V225H65ZM103 226V227H102ZM120 228H118V227ZM37 227V228H38ZM42 227H44L43 228V231H42ZM61 226H58L57 228L59 229ZM102 229H101V228ZM112 227V230L110 229ZM116 227V228H115ZM124 227V228H123ZM99 228L101 229V230H99ZM104 228V229H103ZM118 228V229H117ZM149 230H152V231H149ZM45 229V230H44ZM110 231H108V230ZM115 229L118 231V232H116L115 233ZM63 229H59V231H57L56 233H60L61 234V236H62V234H63V236H65L66 234H64L66 231H62ZM104 230V231H103ZM114 230V231H113ZM121 231V232H120ZM147 231H149L148 233H146ZM103 232V233H102ZM111 232H113L112 233V235H111ZM83 233V230H81L80 231V233L78 234L79 236H77L78 238L77 239H80V237H81V241H87V240H89L90 238H91V234L89 233V232H87V230L86 231H84V233H83V235H81ZM88 233V234H87ZM100 233H101V235H100ZM120 233V234H119ZM107 234V235H106ZM114 234V235H113ZM151 234V235H152ZM172 234V233H171ZM87 235V236H86ZM109 235V236H108ZM145 235V236H144ZM149 236V237H152V236ZM174 235V234H173ZM117 236H119V237H117ZM154 236V235H153ZM172 236V235H171ZM36 237H38V236H36V235H34V237L33 236H30V237H27V240H33V239H36ZM45 237V236H44ZM74 236H70L69 238L71 239V238H73ZM127 237H129V238H127ZM154 238V237H153ZM109 239V238H108ZM118 239V240H119ZM155 239V238H154ZM221 239H223V238H221ZM149 240V239H148ZM217 240H219V239H217ZM105 241V240H104ZM26 241H22V242H20V244L21 243H25ZM97 243H101V242H99L98 241V239H97V241H96ZM148 243L146 242V245H147ZM228 244L230 245V246H238V247H243V246H245V247H247L250 251H252V248L254 249V248H257V247H259V246H264V234H262V233H258V234H256V235H251L250 237H247V238H245L241 243H238V244H233L232 242H228ZM135 245H137L135 248H134V246ZM144 248V249H143ZM72 251H70V250H64V254H70ZM105 253H106V251H104ZM103 252V250H101L100 249V251L98 250L96 253L97 254H95V256H97V255H102V253H104ZM140 252V253H139ZM143 252V253H142ZM86 252H84L83 254H85ZM101 253V254H100ZM104 253V255H109V257L107 258V259H109V260H111L112 259V254L114 253V250L113 249H111V251H109L108 250V252L105 254ZM79 254V253H78ZM130 255H133V256H131L130 257ZM125 256V257H124ZM137 256H139L140 257V259H138L139 257H137ZM159 255H157L156 256V258H153L154 260H156V259H158L157 257H158ZM137 257V258H136ZM142 259H143V262H142ZM76 260V259H75ZM74 260V264H76L77 262V260L75 261ZM138 260V261H137ZM158 261V260H157ZM157 261H153V264H155V263H157ZM92 263V262H91ZM133 264V263H132Z\"/></svg>",
  "mask_w": 264,
  "mask_h": 264
},
{
  "label": "flooded vegetation",
  "instance_id": "obj_3",
  "mask_svg": "<svg viewBox=\"0 0 264 264\" xmlns=\"http://www.w3.org/2000/svg\"><path fill=\"white\" fill-rule=\"evenodd\" d=\"M142 176H143V175H142ZM144 176H145V175H144ZM144 176H143V177H144ZM145 179H146V177H145Z\"/></svg>",
  "mask_w": 264,
  "mask_h": 264
}]
</instances>
